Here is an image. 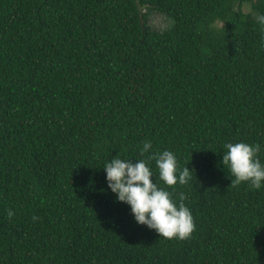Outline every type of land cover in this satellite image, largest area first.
<instances>
[{
  "label": "trees",
  "instance_id": "16d2710c",
  "mask_svg": "<svg viewBox=\"0 0 264 264\" xmlns=\"http://www.w3.org/2000/svg\"><path fill=\"white\" fill-rule=\"evenodd\" d=\"M260 15L264 0H0V264H264V188L221 163L238 141L264 161ZM145 140L193 170L168 188L186 239L107 189L105 162Z\"/></svg>",
  "mask_w": 264,
  "mask_h": 264
},
{
  "label": "clouds",
  "instance_id": "9594fccd",
  "mask_svg": "<svg viewBox=\"0 0 264 264\" xmlns=\"http://www.w3.org/2000/svg\"><path fill=\"white\" fill-rule=\"evenodd\" d=\"M264 25V15L257 17ZM264 46V41L261 42ZM150 140L139 148V158H128L119 153L108 159L102 167L106 173L107 189L130 207L134 221L159 237L183 240L191 236L195 223L190 208L184 203L183 194L177 201L168 188L187 185L193 170L180 167L177 155L168 149L153 152ZM221 163L231 177V185L246 184L251 189L264 188V161L258 157L259 144L244 141L223 145ZM153 163L155 169L153 168ZM158 171V180L156 172ZM159 181L163 182L161 186ZM14 213L9 210L8 216Z\"/></svg>",
  "mask_w": 264,
  "mask_h": 264
},
{
  "label": "rangeland",
  "instance_id": "374dc122",
  "mask_svg": "<svg viewBox=\"0 0 264 264\" xmlns=\"http://www.w3.org/2000/svg\"><path fill=\"white\" fill-rule=\"evenodd\" d=\"M243 10L254 15L251 7L248 5H245ZM150 25L155 29L165 30L169 27V25L171 26V21L165 15L153 13L150 17Z\"/></svg>",
  "mask_w": 264,
  "mask_h": 264
}]
</instances>
